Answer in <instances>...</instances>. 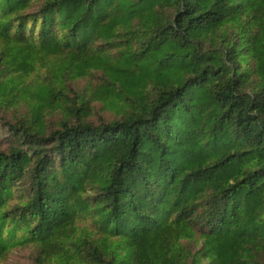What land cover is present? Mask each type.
<instances>
[{
	"label": "trees",
	"instance_id": "16d2710c",
	"mask_svg": "<svg viewBox=\"0 0 264 264\" xmlns=\"http://www.w3.org/2000/svg\"><path fill=\"white\" fill-rule=\"evenodd\" d=\"M28 244L264 264V0H0V264Z\"/></svg>",
	"mask_w": 264,
	"mask_h": 264
},
{
	"label": "rangeland",
	"instance_id": "374dc122",
	"mask_svg": "<svg viewBox=\"0 0 264 264\" xmlns=\"http://www.w3.org/2000/svg\"><path fill=\"white\" fill-rule=\"evenodd\" d=\"M92 81L97 82L96 77L86 78L79 80L75 85L80 90H84L86 85L93 84ZM98 115L112 117L115 114L110 110L103 111L101 109V104L96 102L94 104V115L91 119L96 122ZM62 117L61 113L58 111L54 115L49 117L50 122L54 125ZM36 252L35 245L28 244L26 246L17 247L10 251V253L2 260L1 264H31L34 253Z\"/></svg>",
	"mask_w": 264,
	"mask_h": 264
}]
</instances>
